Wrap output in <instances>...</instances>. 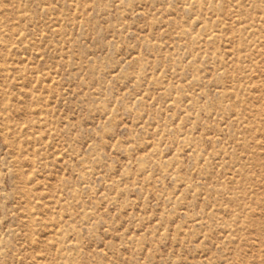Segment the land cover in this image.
I'll return each instance as SVG.
<instances>
[{
    "label": "rangeland",
    "instance_id": "obj_1",
    "mask_svg": "<svg viewBox=\"0 0 264 264\" xmlns=\"http://www.w3.org/2000/svg\"><path fill=\"white\" fill-rule=\"evenodd\" d=\"M0 264H264V0H0Z\"/></svg>",
    "mask_w": 264,
    "mask_h": 264
}]
</instances>
